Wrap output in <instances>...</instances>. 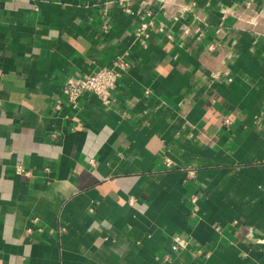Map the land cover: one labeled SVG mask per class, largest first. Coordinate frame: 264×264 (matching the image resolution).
<instances>
[{
	"label": "crops",
	"instance_id": "1",
	"mask_svg": "<svg viewBox=\"0 0 264 264\" xmlns=\"http://www.w3.org/2000/svg\"><path fill=\"white\" fill-rule=\"evenodd\" d=\"M0 264H264V0H0Z\"/></svg>",
	"mask_w": 264,
	"mask_h": 264
},
{
	"label": "built area",
	"instance_id": "2",
	"mask_svg": "<svg viewBox=\"0 0 264 264\" xmlns=\"http://www.w3.org/2000/svg\"><path fill=\"white\" fill-rule=\"evenodd\" d=\"M147 29V24L142 25L141 29L137 31V38H140L141 36L147 38L148 36L145 35V31ZM126 56L127 54L118 55L111 67L100 70L94 75L78 80H68L63 87V92L67 97L69 104L76 107L82 96L86 94H93L97 96L105 105H110L112 103L111 92L115 89L116 84L122 77L123 73L129 68ZM60 106L61 104L58 102L55 108L59 109ZM225 125H231L229 119L225 120ZM191 201L196 204V197L193 196Z\"/></svg>",
	"mask_w": 264,
	"mask_h": 264
}]
</instances>
